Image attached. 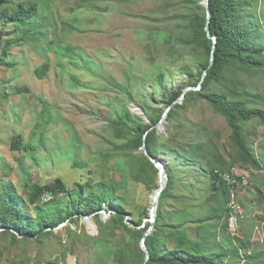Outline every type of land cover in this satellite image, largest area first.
I'll use <instances>...</instances> for the list:
<instances>
[{
  "label": "rangeland",
  "instance_id": "rangeland-1",
  "mask_svg": "<svg viewBox=\"0 0 264 264\" xmlns=\"http://www.w3.org/2000/svg\"><path fill=\"white\" fill-rule=\"evenodd\" d=\"M9 1L14 4L12 12L23 1L37 2L40 14L27 39L10 47L11 66L0 67V183L11 182L27 204L30 180L45 185L62 178L68 188L80 182L113 185L127 212L124 222L131 229L119 225L113 230L116 211L106 204L90 216L79 208L80 214L75 212L72 219L48 229L50 234L40 239L13 238L0 228V264H33L67 253L76 254L82 264H119L122 253L127 264H142L140 240L132 235L148 222L158 170L146 165L149 182L134 180L142 150L126 149L130 140L118 138L116 126L124 110L153 126L139 106L165 111L166 96L192 86L187 80L189 71L207 59L204 42H189L196 17L205 11V0ZM256 22L264 24V0H260ZM1 28L12 35L8 39L20 36L13 32V24L0 23ZM38 30L44 32V40L33 38ZM58 46L73 48L75 60L54 51ZM45 64L48 73L41 79L36 69ZM162 80L169 89L166 95ZM207 92L262 109L264 72L230 68L221 82L208 85ZM179 105L183 107L176 109L173 123L164 130L157 127L159 142H171L172 151L166 148L156 159L179 166L176 173L182 180L191 173L193 185L186 192L185 204L169 199L166 211L190 216L186 227L194 235L195 220L218 207L216 201L206 203L210 190L206 177L197 182L199 163L190 171L173 153L202 144L207 161L216 157L227 167L236 164L234 172L250 178L242 227L245 234L256 230L254 240L259 234L264 239V203L259 202L260 193L264 194V170L238 160L231 128L209 102L192 97ZM241 126L255 156L264 158V123L253 119ZM16 138L34 145L33 153L13 149ZM174 194L178 198L183 194L180 183ZM26 210L36 215L34 207ZM140 221L144 223L137 227ZM172 222H178L175 214Z\"/></svg>",
  "mask_w": 264,
  "mask_h": 264
},
{
  "label": "trees",
  "instance_id": "trees-1",
  "mask_svg": "<svg viewBox=\"0 0 264 264\" xmlns=\"http://www.w3.org/2000/svg\"><path fill=\"white\" fill-rule=\"evenodd\" d=\"M11 3V4H10ZM260 0H209L211 10L210 33L217 35L214 62L211 63V52L213 40L209 39L206 32L207 13L197 16L193 27V33L189 42L192 45L204 42L206 47L207 59L200 63L197 70H190L188 79L193 87H198L205 71L207 75L200 90H191L185 94L183 103H187L192 97L209 102L214 109L224 116L232 131V139L238 150V160L242 164L251 165L258 170H264L263 157H256L248 145L246 134L242 129L241 123L253 119H259L264 123V107L250 108L243 101H231L223 94L207 92L211 82H221L224 79V72L230 68L241 67L246 70L257 69L264 72V24H257ZM9 4V5H8ZM14 5L9 0H0V23L13 24V32L19 33L17 39H8L11 34H5L0 29V67H9L10 47L23 42L31 33L30 27L38 21L40 6L37 2L29 3L23 1L19 8L14 12L10 6ZM44 37V32L38 30L33 33V38L40 41ZM44 40V38H43ZM61 55H68L75 60L73 48L66 47L53 48ZM49 65L45 64L36 69V74L43 79L48 73ZM163 79V76L161 77ZM166 93L169 89L161 81ZM184 94V89L174 91L170 96H166L168 107L171 106ZM257 100L259 96H255ZM261 102L264 103V100ZM144 114L148 116L149 122L154 126L161 120L164 110L154 108L149 105L139 106ZM183 105L175 104L172 106L166 120L170 125L174 121L176 109ZM151 125L144 124L142 117L131 114L124 110L120 114L119 122L116 126V136L120 139H129L130 143L126 149L130 151L142 150V154L137 157L141 162L140 168L134 174V180L141 184H147L149 179L146 176V165L158 168L146 156L143 145H146L148 153L156 159L159 153H171L169 143H160L158 129L155 128L147 135ZM146 135V137H145ZM145 137V140H144ZM169 145V147H167ZM12 148L21 152L33 153L35 146L31 143H23L16 138L12 143ZM206 148L202 144L188 147L187 150L177 148L175 155L181 158L188 170L194 169V164L199 163L195 169L197 182L206 177L208 189L210 190L206 203L216 201L217 208L210 209L203 216H199L194 235H191L186 227L189 217H183L179 210L168 213L166 211L167 200L178 199L182 204L188 200L187 190L193 184L189 183L191 173L187 172L186 179L178 178L176 171L179 166L174 168L165 164L168 175V183L160 196L157 210V222L154 232L146 238V245L150 250V260L147 264H264V242L262 236L254 240L256 230L245 234L242 227V235L234 237L228 231V204L231 198L230 186L221 176L222 173L233 175L236 164L229 167L220 159L213 157L212 161L206 160ZM1 156V155H0ZM25 171V169H23ZM159 175V170H158ZM30 178V177H29ZM183 194L178 198L174 191L178 184ZM251 187H249L250 190ZM113 185L99 183L91 185L89 183H77L75 187L68 188L62 178H56L53 182L45 185L30 180L28 184L29 204L19 195L11 182L0 183V228H3L8 236L17 238L40 239L42 236L49 235L59 224L77 214L82 208L84 216L96 214L102 209L103 205H108L109 210H115L111 228L114 230L119 225L125 229H131L126 225L125 215L127 212L114 192ZM203 190V188L201 189ZM248 190V191H249ZM260 200L264 203V194ZM45 200V201H43ZM245 208V197L241 199ZM35 208L36 215L32 216L27 208ZM178 216V222L173 223V215ZM148 216L150 213L148 212ZM259 217V216H258ZM252 220V218H249ZM243 221V220H242ZM144 221H140L137 227L142 226ZM213 223V224H211ZM150 223L147 222L144 229L133 230V239L140 240L139 249L142 264L146 255L141 248V240L149 229ZM119 264H127L123 253L118 258Z\"/></svg>",
  "mask_w": 264,
  "mask_h": 264
},
{
  "label": "water",
  "instance_id": "water-1",
  "mask_svg": "<svg viewBox=\"0 0 264 264\" xmlns=\"http://www.w3.org/2000/svg\"><path fill=\"white\" fill-rule=\"evenodd\" d=\"M204 6H205L206 13H207V25H206L207 36H208L209 39L213 40V46H212V52H211V63H210V65H212L213 62H214V54H215V50H216L217 35L213 36L210 33L211 10H210V6H209V0H205L204 1ZM206 75H207V72L205 71L204 76H203V78H202V80H201V82H200L198 87H192V86L186 87L184 89V94L164 111L163 116H162L161 120L159 121V123H157L156 125L150 127L149 130L147 131L146 135L149 132H151L153 129L157 128V127H159L160 129L164 130L165 126L167 124L166 118H167L168 114L170 113L172 106H174L175 104L182 103L184 98H185V94L188 91L200 90L202 88V86H203V81H204ZM146 135H145V137H146ZM145 137H144V140H145ZM143 149H144V152H145L146 156L151 160V162L159 170L158 187L155 189V191H154V193L152 195V204H151V207L149 209L150 216L148 218V222L150 223V227L146 231V233L144 234V236H143V238L141 240V248H142V250L144 251V253L146 255V258H145V261H144L143 264H147L148 261L150 260V255L151 254H150V250L148 249V247L146 245V238L149 235H151L154 232V230H155V226H156V222H157V210H158V206H159L160 196H161V194L163 193V191L165 190V188L167 186L168 175H167V172H166V166H165L164 162L161 161V160L153 158L148 153L145 144L143 145Z\"/></svg>",
  "mask_w": 264,
  "mask_h": 264
},
{
  "label": "built area",
  "instance_id": "built-area-1",
  "mask_svg": "<svg viewBox=\"0 0 264 264\" xmlns=\"http://www.w3.org/2000/svg\"><path fill=\"white\" fill-rule=\"evenodd\" d=\"M221 176L230 186L231 190V198L228 204V231L234 237L241 236V222L245 215V208L240 199L245 197L249 190L251 185L250 178L236 172H233V175L222 173ZM259 236L261 235L259 234ZM33 264H82V262L76 254L67 253L63 257L56 256Z\"/></svg>",
  "mask_w": 264,
  "mask_h": 264
},
{
  "label": "crops",
  "instance_id": "crops-1",
  "mask_svg": "<svg viewBox=\"0 0 264 264\" xmlns=\"http://www.w3.org/2000/svg\"><path fill=\"white\" fill-rule=\"evenodd\" d=\"M263 234H264V232H263ZM258 238H260L261 236H257Z\"/></svg>",
  "mask_w": 264,
  "mask_h": 264
}]
</instances>
